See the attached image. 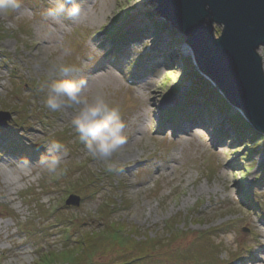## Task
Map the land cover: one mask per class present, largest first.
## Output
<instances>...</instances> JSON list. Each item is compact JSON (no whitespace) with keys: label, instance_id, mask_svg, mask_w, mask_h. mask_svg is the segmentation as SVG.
Returning <instances> with one entry per match:
<instances>
[{"label":"rangeland","instance_id":"obj_1","mask_svg":"<svg viewBox=\"0 0 264 264\" xmlns=\"http://www.w3.org/2000/svg\"><path fill=\"white\" fill-rule=\"evenodd\" d=\"M16 2V8L0 9V112L12 117L0 133V264H38L43 252L56 258L74 254L78 235L89 233L97 246L77 264H126L140 251H128L120 239H103L110 224L122 228L124 239L131 233L138 242L157 239L145 248L153 260L135 264H196V253L211 264H264V141L244 161L243 143L219 137L226 122L189 94L195 86L184 78L179 60L193 58L185 36L174 30L173 40L158 31L154 24L164 21L149 0ZM71 7L78 9L74 16L68 14ZM120 32L129 39L118 43ZM259 52L264 69V47ZM194 61L191 71L212 84ZM60 64L78 70L70 78L84 81L83 95L103 97L119 110L127 137L117 157L120 171L94 159L78 140L71 125L74 108L48 109L45 115L42 89L60 78L53 71ZM134 77L140 82L131 87L126 82ZM151 92L158 94L156 102H148ZM187 112L194 121L176 119ZM20 120L22 129L16 126ZM184 123L200 130L172 133ZM52 141L64 146L55 173L39 163ZM29 154L36 163L23 162ZM14 169L33 173L10 193L4 174L14 179ZM84 193L90 198L83 200ZM70 196L80 198L79 207L65 204ZM173 222L177 232L170 237ZM200 233L209 238L198 241ZM204 242L216 251L201 250Z\"/></svg>","mask_w":264,"mask_h":264},{"label":"water","instance_id":"obj_2","mask_svg":"<svg viewBox=\"0 0 264 264\" xmlns=\"http://www.w3.org/2000/svg\"><path fill=\"white\" fill-rule=\"evenodd\" d=\"M155 14L185 36L195 66L231 108L264 135V0H149ZM219 27V36L213 32ZM11 115L0 112V128ZM67 206L79 207L70 196Z\"/></svg>","mask_w":264,"mask_h":264},{"label":"clouds","instance_id":"obj_3","mask_svg":"<svg viewBox=\"0 0 264 264\" xmlns=\"http://www.w3.org/2000/svg\"><path fill=\"white\" fill-rule=\"evenodd\" d=\"M68 2L71 3L72 0ZM16 7H18L16 0H0V9ZM77 11L76 7H71L68 14L74 16ZM53 71L60 78L51 79L46 88L42 89L46 92L42 103L53 112L74 108L71 125L77 133L78 140L84 144L94 159L104 161L109 170L120 171L117 167V157L126 144L127 137L124 134L126 125L120 117L119 110L111 107L103 97L89 99L83 95L84 81L70 78L78 71L74 67L67 64L53 65ZM63 151L64 146L61 143L52 141L39 163L49 172L55 173L61 163V156L57 153Z\"/></svg>","mask_w":264,"mask_h":264},{"label":"trees","instance_id":"obj_4","mask_svg":"<svg viewBox=\"0 0 264 264\" xmlns=\"http://www.w3.org/2000/svg\"><path fill=\"white\" fill-rule=\"evenodd\" d=\"M127 16H125V19L127 20ZM117 19V18H116ZM154 27L158 29L161 33H165L169 37H171L173 40L177 38V32L174 31L169 25H167L165 22L157 23L154 24ZM129 39V36H126L124 33L120 32L117 34V40L125 42L126 40ZM132 41V40H131ZM117 42V41H116ZM137 42V41H136ZM182 64L183 68V74L185 75L184 78L190 80L192 84L195 86V89L190 91L189 94L191 95V98H195L197 102H202L204 104V108L207 110H210V114L215 117V119L219 120H224L226 123V130H223L220 132V138L227 137L231 135V139L233 140L234 144H244L243 150H245V155L243 160L248 161L253 155H255L256 148L258 147V142L260 140L264 141V136L261 134L257 133L254 131V129L250 126V124L243 118V116L237 111L233 110L228 103L224 100L223 96L218 92L216 88L213 87L212 84L209 82H205L201 76L196 73L192 72L191 69L193 68V63L192 60L193 58H180L179 59ZM185 82V80H181V82L177 83L174 85L173 91L176 92L182 84ZM35 88V87H34ZM21 89L17 90L15 93V96L18 97L21 94ZM194 100V99H193ZM46 112L44 111L45 115L47 114V111L49 112L48 109H45ZM15 116L18 117L19 110L13 112ZM192 114H189L187 116V120H192L193 119ZM211 117V116H210ZM19 125H16L18 128L22 129L25 126V123L23 121H19ZM18 124V123H17ZM216 127V126H215ZM5 133L3 129L0 128V133ZM12 150H16V145L11 144ZM242 152V151H241ZM261 168L264 173V163L261 165ZM264 176V175H263ZM90 197L88 196L87 193H84L83 195V200H87ZM248 200V199H247ZM248 206H251L249 203ZM174 222L169 225L170 231V237L175 236L177 230H174L172 228ZM111 230H106L105 233H103V239H120L125 247L130 248L128 251L132 250V248H136L140 251L138 256L133 255L130 262L126 264H135L136 262H145L147 260H153L154 255L153 254H147L145 253V248L148 246H156V240H151L149 241L146 239V241L138 242L134 241L133 238L136 237L134 233H131V235H126V239L121 237L122 231L120 227L114 228L115 226L113 224H110ZM31 236V235H30ZM99 236V234H98ZM205 237L209 238L208 234H202L200 233V236L198 238V241L203 242V239ZM98 238V237H97ZM96 237L94 234H87L86 236L84 234L78 235V240L76 241V245L79 247L76 250L77 252L74 254H65L63 256H60L59 258H56L54 256V253H45L38 258V264H60L56 263L58 259L66 260V262L61 263V264H77L80 260V258L87 257L85 256L88 253H91L95 248H96ZM147 243V245H146ZM145 244V245H144ZM153 244V245H152ZM155 249V248H154ZM201 250L204 252H207L208 254H213L214 251H216L217 248H214V245H211V243H203L202 247H200ZM137 250V251H138ZM79 252V253H78ZM196 253V252H195ZM197 258H196V264H211L206 261L205 258H203L199 253H196ZM201 259L200 262L199 258ZM56 258V259H55ZM198 259V260H197ZM202 262V263H201ZM205 262V263H203Z\"/></svg>","mask_w":264,"mask_h":264},{"label":"bare ground","instance_id":"obj_5","mask_svg":"<svg viewBox=\"0 0 264 264\" xmlns=\"http://www.w3.org/2000/svg\"><path fill=\"white\" fill-rule=\"evenodd\" d=\"M159 19H160V17H159ZM160 21H162V19H160ZM163 22V21H162ZM168 25V24H167ZM170 26V25H169ZM171 27V26H170ZM172 28V27H171ZM173 29V28H172ZM144 30V29H143ZM220 33V32H219ZM218 36H219V34H218ZM217 36V37H218ZM97 37H99V35H97ZM119 41V40H118ZM127 41V40H126ZM123 42V41H122ZM121 41L120 42H118V43H122ZM114 43H111V46L113 45ZM188 45V44H187ZM189 46V45H188ZM187 50H188V52L189 53H193L192 52V50H191V48H187ZM260 49L258 50V53L260 54ZM137 77H134V80L133 79H127V82L126 83H128L131 87H135V86H137L138 85V82H140V81H136L135 79H136ZM145 78H146V76L144 75V73L142 74V76H140V79L142 80V81H144L145 80ZM208 79V78H207ZM209 80V79H208ZM149 100H148V102L149 103H152V102H156L157 101V97H158V94H156L155 92H151V94H149ZM161 104V102L159 103V105ZM156 106L158 105L157 103L155 104ZM164 105H165V103H163V107H164ZM171 106V104H168L167 105V108H171L170 107ZM176 107H179V104H177L176 105ZM178 109V108H177ZM166 110H162V114L164 115V117H166L167 116V114H166V112H165ZM179 112H181V113H183L181 110H178ZM187 115H188V112L186 113V117H184L183 115L180 117V116H177L176 117V119L179 121H181V120H184V121H186V122H191V121H194V120H187ZM148 116H150V119H152L153 118V116H155V113L153 112V110L151 109V112L149 111V113H148ZM174 118V117H173ZM173 118H171L170 120H169V122H170V124H173L174 122H175V119H173ZM209 118H211V117H209ZM185 124V126L184 125H180V126H178L172 133H177V135H179V136H184V133L186 132V128H192L193 127V125H191V126H189L187 123H184ZM199 127H201V129L202 130H205L206 131V129H207V125H200ZM174 129V128H173ZM193 129H196V130H200V128H195V127H193ZM30 136H31V134L28 136V140H30ZM14 141V140H13ZM232 142H233V140H232ZM12 146H13V144H12ZM237 146V145H236ZM23 158V162H25V163H36L37 162V158L35 157V155H33V154H29V155H26V156H23L22 157ZM12 166H16V163H10ZM4 172V171H3ZM13 173H14V179L12 178V177H7L6 175L7 174H4V176H5V180H7L8 182L5 184V186H6V189H11L10 190V193H12V189H13V187L14 186H16V182L17 181H20V182H22V181H24L25 179H27L30 175H32V173H33V169H31V170H29V171H25V170H22V169H14V171H13ZM19 183V182H18ZM14 190V189H13ZM69 198V197H68ZM68 198H67V200H68ZM66 200V201H67ZM252 201H251V199H249V201H248V204L249 203H251ZM258 257H260L259 255H258ZM259 261H262V258L260 257V260Z\"/></svg>","mask_w":264,"mask_h":264}]
</instances>
